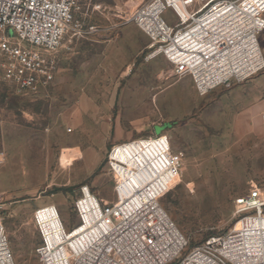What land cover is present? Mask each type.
<instances>
[{"label": "rangeland", "instance_id": "1", "mask_svg": "<svg viewBox=\"0 0 264 264\" xmlns=\"http://www.w3.org/2000/svg\"><path fill=\"white\" fill-rule=\"evenodd\" d=\"M146 1L80 0L48 90L21 94L0 69V193L17 264H39L40 205H56L70 229L82 187L104 203L117 200L108 154L131 139L171 138L181 177L161 202L188 238L187 252L233 228L239 197L264 194V71L201 96L124 22ZM165 19L176 21L170 10ZM260 44L264 52V32Z\"/></svg>", "mask_w": 264, "mask_h": 264}, {"label": "built area", "instance_id": "2", "mask_svg": "<svg viewBox=\"0 0 264 264\" xmlns=\"http://www.w3.org/2000/svg\"><path fill=\"white\" fill-rule=\"evenodd\" d=\"M79 2L0 0V69L19 93L53 86L56 50L76 26ZM168 10L174 23L165 19ZM124 22L134 23L150 39L154 55H162L178 78L190 77L201 96L264 71V0H147ZM108 164L114 203L82 187L72 207L77 224L70 229L56 205L35 210L39 264H264L261 191L236 200L238 220L228 233L187 252L188 238L161 202L181 177L171 138L163 133L115 144ZM5 206L0 193V264H17Z\"/></svg>", "mask_w": 264, "mask_h": 264}, {"label": "bare ground", "instance_id": "3", "mask_svg": "<svg viewBox=\"0 0 264 264\" xmlns=\"http://www.w3.org/2000/svg\"><path fill=\"white\" fill-rule=\"evenodd\" d=\"M119 158H121L122 160H125V156L124 155H119ZM126 161V160H125Z\"/></svg>", "mask_w": 264, "mask_h": 264}, {"label": "crops", "instance_id": "4", "mask_svg": "<svg viewBox=\"0 0 264 264\" xmlns=\"http://www.w3.org/2000/svg\"><path fill=\"white\" fill-rule=\"evenodd\" d=\"M40 206H42V205H40Z\"/></svg>", "mask_w": 264, "mask_h": 264}]
</instances>
